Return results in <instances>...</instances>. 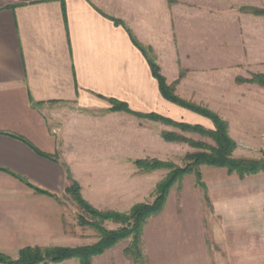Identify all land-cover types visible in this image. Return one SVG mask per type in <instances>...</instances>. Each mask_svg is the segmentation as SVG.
I'll use <instances>...</instances> for the list:
<instances>
[{
	"label": "crops",
	"instance_id": "obj_1",
	"mask_svg": "<svg viewBox=\"0 0 264 264\" xmlns=\"http://www.w3.org/2000/svg\"><path fill=\"white\" fill-rule=\"evenodd\" d=\"M234 2L0 0L1 254L65 246V169L119 178L109 164L142 145L153 152L138 139L141 120L112 111L109 100L133 114L174 110L201 122L161 97L131 37L151 50L167 84L186 72L177 94L191 99L207 68L219 67L221 4ZM211 206L212 241L229 264H264V172L239 178L213 170Z\"/></svg>",
	"mask_w": 264,
	"mask_h": 264
},
{
	"label": "rangeland",
	"instance_id": "obj_2",
	"mask_svg": "<svg viewBox=\"0 0 264 264\" xmlns=\"http://www.w3.org/2000/svg\"><path fill=\"white\" fill-rule=\"evenodd\" d=\"M222 6L226 10H221L219 48L215 52L219 55L218 69L207 68L204 85L191 99L177 94V87L186 75L185 71H180L174 92L183 101L205 108L227 123L228 135L236 145L233 158L258 160L264 152V88L244 80H249L254 75L264 76V15L259 13L264 11V0H236L234 4L226 3L221 4ZM190 92L189 90L188 93ZM172 105L187 113H193ZM193 114L201 122L195 123L182 111L171 110L167 116L156 115L175 123L200 126L207 131L214 130L210 120ZM133 116L141 120L138 132L140 143L149 142V149L153 152L142 145L133 148L134 153H128L122 162L109 164L117 165L119 178L90 179L85 177L86 171L79 170L73 174L69 170L71 178L80 186L83 200L98 211L128 214L135 205L153 202L156 187L169 170H142L135 165L136 161H157L184 168L188 164L187 156L197 153L188 144L166 142L161 136L163 132H174L195 142L213 144L212 140L196 133L182 132L161 122ZM125 150L128 152L132 149ZM65 167L68 166L65 164ZM215 169L218 168L199 167L202 187L194 173L186 174L171 187L161 211L149 217L142 228L139 245L141 260L138 264H229L225 253L212 241L211 184ZM62 197L66 208V226L62 235L65 246L59 248L89 247L96 244L98 234L90 227L78 225L77 219L82 214L81 210L70 196L64 194ZM103 227L114 231L122 225L107 221L103 223ZM130 242V238L118 242L103 254L92 258L91 264H134L124 253ZM235 262L242 264L243 260L238 259ZM66 264L79 263L76 260ZM247 264H250L249 260Z\"/></svg>",
	"mask_w": 264,
	"mask_h": 264
},
{
	"label": "trees",
	"instance_id": "obj_3",
	"mask_svg": "<svg viewBox=\"0 0 264 264\" xmlns=\"http://www.w3.org/2000/svg\"><path fill=\"white\" fill-rule=\"evenodd\" d=\"M259 13L264 15V11ZM131 39L147 58L151 74L157 81L161 97L172 104L207 118L212 122L214 130L207 131L200 126H190L183 123H175L170 119H164L156 114H133L128 110L126 105L109 100L112 105L111 110L123 111L151 121L161 122L167 126L175 127L182 132L196 133L212 140L213 144L208 145L202 142H195L187 138H183L174 132H163L161 136L166 142H180L188 144L191 148L196 149L197 153L187 156L186 159L188 164L184 168H177L170 164H163L157 161H151L150 163L147 161H136L135 165L142 170L167 168L169 173L157 185L153 202L150 204L135 205L131 208L128 214L101 212L94 209L90 204L83 200L80 194V186L71 178L69 170L65 169L68 184L64 190V193L71 197L72 201L82 212V214L79 215L77 219L78 225L92 228L98 234L97 243L89 247L79 248L54 247L40 249L26 247L19 251L16 260H11L9 257L0 253V264H56L71 259L77 260L79 264H91L92 258L103 254L106 250L114 247L118 242L128 238L131 239V242L124 250V253L133 261L134 264H138L141 260L139 247L140 237L146 220L151 216L157 215L161 211L171 187L178 183L186 174L194 173L196 175L198 184L202 187L200 181L201 176L199 173V167L201 166L225 169L229 174L234 173L239 178H244L264 172V152H262V156L258 160L233 158L232 154L236 148V145L228 135L227 123L215 113L210 112L205 108L185 102L176 96L174 87L179 80L173 84H167L165 78L160 73L159 67L154 63L150 56L151 50L140 48L132 37ZM244 81L264 88V76L262 75H254L249 80ZM19 140L25 142L22 139ZM39 155L48 158L46 155ZM26 185L32 188L36 193L46 194L45 191L29 183H26ZM107 221L119 223L122 225V227L114 231H108L103 227V223Z\"/></svg>",
	"mask_w": 264,
	"mask_h": 264
}]
</instances>
